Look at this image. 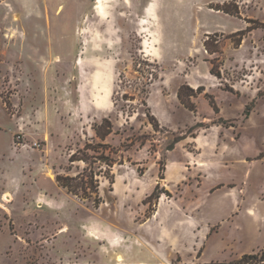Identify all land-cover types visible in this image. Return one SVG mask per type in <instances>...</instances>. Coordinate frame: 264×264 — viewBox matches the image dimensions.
Listing matches in <instances>:
<instances>
[{
	"label": "rangeland",
	"instance_id": "obj_1",
	"mask_svg": "<svg viewBox=\"0 0 264 264\" xmlns=\"http://www.w3.org/2000/svg\"><path fill=\"white\" fill-rule=\"evenodd\" d=\"M262 253L264 0H0V264Z\"/></svg>",
	"mask_w": 264,
	"mask_h": 264
},
{
	"label": "trees",
	"instance_id": "obj_2",
	"mask_svg": "<svg viewBox=\"0 0 264 264\" xmlns=\"http://www.w3.org/2000/svg\"><path fill=\"white\" fill-rule=\"evenodd\" d=\"M154 120V119H153ZM157 125H155V128L157 129ZM97 137L105 141L109 136L112 135V125L108 120H105L104 123L99 126L96 130ZM178 143V141H174L172 143V146L174 144ZM100 147H104V145H98ZM105 164L108 167H112L117 161H114V159H107L104 161ZM81 176V174L78 175V177ZM77 178H70V177H58V182L61 187L66 189L70 194L76 196V197H89L88 192H91V194H98V186L97 182L94 179H87V176H82L79 179ZM157 194L154 192V194L150 197L153 198ZM210 264H264V253L262 254H249L244 255L240 259L232 261V262H216V263H210Z\"/></svg>",
	"mask_w": 264,
	"mask_h": 264
},
{
	"label": "bare ground",
	"instance_id": "obj_3",
	"mask_svg": "<svg viewBox=\"0 0 264 264\" xmlns=\"http://www.w3.org/2000/svg\"><path fill=\"white\" fill-rule=\"evenodd\" d=\"M147 11H149V10H147ZM93 237H95V235H92Z\"/></svg>",
	"mask_w": 264,
	"mask_h": 264
}]
</instances>
